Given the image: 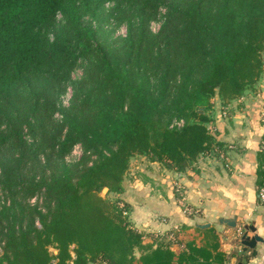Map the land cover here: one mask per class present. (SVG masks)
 Instances as JSON below:
<instances>
[{
    "label": "trees",
    "instance_id": "16d2710c",
    "mask_svg": "<svg viewBox=\"0 0 264 264\" xmlns=\"http://www.w3.org/2000/svg\"><path fill=\"white\" fill-rule=\"evenodd\" d=\"M263 53L264 0H0V264H228L213 227L178 254L175 231L145 242L121 193L135 157L187 172L222 152L213 99L256 92Z\"/></svg>",
    "mask_w": 264,
    "mask_h": 264
},
{
    "label": "crops",
    "instance_id": "0c3cea01",
    "mask_svg": "<svg viewBox=\"0 0 264 264\" xmlns=\"http://www.w3.org/2000/svg\"><path fill=\"white\" fill-rule=\"evenodd\" d=\"M263 81L264 77L259 87ZM259 91L215 109L212 124L224 150L202 155L187 172L142 157L132 160L121 197L129 204L134 227L146 234L145 242L175 231L171 248L178 254L189 240L203 242L204 232L198 228L208 223L206 227L218 234L220 249L230 257L228 264H264V243H258L256 255L252 249L244 252L240 243L247 224L254 225L264 238V202L257 184L258 171L264 170L260 158L264 151V94ZM177 189L195 214L184 212ZM233 217L239 223L236 227L220 222Z\"/></svg>",
    "mask_w": 264,
    "mask_h": 264
},
{
    "label": "rangeland",
    "instance_id": "374dc122",
    "mask_svg": "<svg viewBox=\"0 0 264 264\" xmlns=\"http://www.w3.org/2000/svg\"><path fill=\"white\" fill-rule=\"evenodd\" d=\"M180 1H183V0H180ZM164 12H165V9H162L160 15L152 22V31L153 32H157L159 30L160 25L162 23V14ZM109 30L113 31L112 32L113 39L124 38L126 36V26H125V24L117 25V23H113V24L109 25ZM121 43H122V41L118 42V44H121ZM263 59H264V53H263ZM86 66H87V62L85 60H83L73 70V72H72V80L67 84L66 90L63 93H61L60 98L58 100L59 107H63V106L66 107V106L70 105L71 98H72L73 93H74V83L82 78ZM259 88H260V91L259 90H257V91H259V93L264 94V81L261 83ZM258 98L260 99V101L262 100L260 97H258ZM259 99L256 100L257 103H259ZM213 101H214L215 109H220L221 107H223L219 98L215 97L213 99ZM262 104H264V101L262 102ZM61 118H62V114L59 111H56L54 113L53 119L56 120V121H59ZM183 124H184V121L182 122V120H175L173 122L172 126L180 127ZM210 126L215 131L214 126H213L212 123L210 124ZM27 138L31 140V138H30V136L28 134H27ZM82 154H83V147L80 144H78L66 156L65 159H66V161L68 163H74V162H76V161H78L80 159ZM95 158H96V156H93V159H95ZM107 192L108 191L102 190V194L103 195H105ZM177 193L180 196L179 190H178ZM110 196L114 197L115 195L114 194H110ZM37 201L41 202L42 201L41 197H35V198L31 199V202L35 203ZM0 251H1V247H0ZM137 255L139 256V253Z\"/></svg>",
    "mask_w": 264,
    "mask_h": 264
},
{
    "label": "water",
    "instance_id": "95a60500",
    "mask_svg": "<svg viewBox=\"0 0 264 264\" xmlns=\"http://www.w3.org/2000/svg\"><path fill=\"white\" fill-rule=\"evenodd\" d=\"M104 191H108V188L105 187L103 189ZM221 223H225L230 227H236L239 223L237 222L236 218H221L220 219ZM201 227H206L209 226V224H202L200 225ZM244 229L245 231L242 233L241 237H240V243L242 245L243 251L244 252H248L249 250H253V254L256 255L257 254V245L259 242L264 243V238L259 235L258 233H256V228L254 225L252 224H247L244 225ZM253 232V234H249V232ZM57 252V251H55ZM242 259V257H241Z\"/></svg>",
    "mask_w": 264,
    "mask_h": 264
},
{
    "label": "built area",
    "instance_id": "2783aa9c",
    "mask_svg": "<svg viewBox=\"0 0 264 264\" xmlns=\"http://www.w3.org/2000/svg\"><path fill=\"white\" fill-rule=\"evenodd\" d=\"M182 122H183V120H182ZM259 195H260V199L264 200V188L260 189ZM179 201H180V205H181V207H182V209L184 210L185 213H187V214H195L196 213V210H194L186 202V197H185L184 194L181 195Z\"/></svg>",
    "mask_w": 264,
    "mask_h": 264
}]
</instances>
